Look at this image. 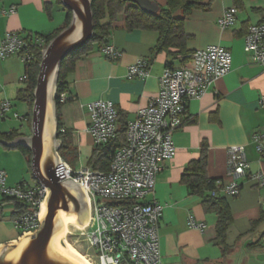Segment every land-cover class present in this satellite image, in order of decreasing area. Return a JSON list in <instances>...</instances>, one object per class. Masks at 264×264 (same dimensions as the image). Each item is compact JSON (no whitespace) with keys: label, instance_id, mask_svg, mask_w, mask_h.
<instances>
[{"label":"crops","instance_id":"obj_1","mask_svg":"<svg viewBox=\"0 0 264 264\" xmlns=\"http://www.w3.org/2000/svg\"><path fill=\"white\" fill-rule=\"evenodd\" d=\"M152 1L159 7L168 3ZM202 1L206 7L194 11L184 26L190 37L187 51L191 54L209 46H222L232 54V70L200 100L188 103L184 123L173 135L175 155L157 176L154 194L147 195L142 202L163 206L159 224L161 264H260L264 263L258 260L264 255V238L255 248L248 245L259 241L260 234L252 233V227L264 215V188L248 178L240 181L241 192L237 197H229L221 189L233 218L226 241L230 248L224 252L215 243L216 213L206 211L203 199L190 193L183 174L205 149L207 176L220 180L224 188L230 183L227 151L238 145L246 148L248 173L264 174V155L258 153L253 142L254 135L264 132V68L253 63L244 50L248 29L264 22V0ZM230 8H237V22L233 27L221 29L217 21ZM65 13L59 0H0V43L9 32L25 37L49 35L64 27ZM158 38L155 31L128 30L125 16H120L113 22L108 39V45L119 50L120 57L107 59L100 54L101 48L95 46L68 76L66 93L73 99L61 105L60 114L63 128L71 138L72 152L77 156L68 163L73 169L87 168L95 150L88 132L90 103L112 102L120 115V129L157 97L159 80L168 61L172 67L189 63L185 56L175 59L164 51L157 52ZM140 59L147 62L149 76L130 79L129 67ZM22 74L18 56L0 60V102L7 100L12 106L5 117L0 116V135H15L11 140L1 139L7 143L31 134L34 104L20 98L27 86L20 82ZM17 147L0 142V171L7 174L9 186H34L38 182L32 176L28 158ZM11 160L16 164H11ZM3 200L0 196V245L14 240L18 243L21 233L13 222L15 204ZM190 218L204 224V229L190 228Z\"/></svg>","mask_w":264,"mask_h":264},{"label":"built area","instance_id":"obj_2","mask_svg":"<svg viewBox=\"0 0 264 264\" xmlns=\"http://www.w3.org/2000/svg\"><path fill=\"white\" fill-rule=\"evenodd\" d=\"M237 19V8H230L218 19L217 24L221 29H226L233 27ZM44 45L45 40L41 36L25 37L9 32L0 43V60L18 56L23 67L20 82L27 84L29 76L26 71L35 60V49L43 51ZM244 50L253 63L264 68V22L248 29ZM100 54L110 60H117L121 55L111 45L102 47ZM188 60V64L164 70L159 80L157 97L127 123L126 144L115 150L108 171L89 167L75 170L60 157L66 169V178L62 180L77 183L88 202L87 224L78 230V234L88 246L86 257L92 264L162 262L159 224L163 206L157 202L142 201L147 195L154 194L157 176L165 163L175 155L173 135L184 123L188 103L200 100L217 80L231 72L233 64L232 54L222 46L196 50L188 55ZM148 76V64L143 59L129 67L130 79H146ZM69 100L67 93L61 94V104ZM11 108L9 101H1L0 116L5 117ZM88 110V132L95 147L106 146L116 139L119 113L115 105L110 101L98 100L90 103ZM253 142L258 153L264 155V132L254 135ZM227 154L230 183L222 188L225 195L239 196L240 181L248 178L264 188V174L248 173L250 166L245 146H231ZM7 179V174L0 171V196L24 206V213L13 219L15 228L21 237L24 233L34 234L43 222L41 208L47 201L49 191L40 183L34 186H9ZM188 226L201 231L205 227L193 218L189 219Z\"/></svg>","mask_w":264,"mask_h":264},{"label":"water","instance_id":"obj_3","mask_svg":"<svg viewBox=\"0 0 264 264\" xmlns=\"http://www.w3.org/2000/svg\"><path fill=\"white\" fill-rule=\"evenodd\" d=\"M139 7L143 12L156 15L160 7L152 0H122ZM72 12L68 27L53 38L42 52L40 72L34 91V105L30 136L15 138L9 147L18 145L32 153L31 171L35 181L48 191L47 213L41 227L34 233H24L15 240L0 245V264H85L64 245L56 240L58 221H67L74 214L82 217L89 213V206L82 188L66 178L61 163L58 139L57 84L64 58L93 39V0H61ZM264 261V255L258 257Z\"/></svg>","mask_w":264,"mask_h":264},{"label":"trees","instance_id":"obj_4","mask_svg":"<svg viewBox=\"0 0 264 264\" xmlns=\"http://www.w3.org/2000/svg\"><path fill=\"white\" fill-rule=\"evenodd\" d=\"M166 7H160L156 15H150L143 12L139 7L134 4L124 2L122 0H93L92 11L94 15V32L93 39L88 41L79 50L68 54L61 63L58 84H57V116L59 121L58 139L61 142L59 151L60 157L67 163H71L72 159L77 156L71 149V138L66 130L63 128L60 114V96L67 92L68 89V76L72 74L77 64L84 56L91 53L95 46L102 48L108 45V39L112 30L113 22L117 21L120 16H125L126 26L130 31L133 30H148L158 33V43L156 51H164L171 58H181L185 56V61L188 59L190 52L187 51V42L190 39L186 35L184 26L187 19L196 10H203L206 5L202 0H167ZM237 1V0H236ZM62 4L61 0H59ZM63 10L66 11L67 17L64 27L57 29L49 35H45L46 47L49 42L55 38L63 29L69 26L72 19V12L65 8L62 4ZM42 49H35V60L27 68L29 82L26 88L21 91L20 98L34 104V91L37 85V78L40 72V64L42 61ZM187 56V57H186ZM168 67H172L171 62H167ZM73 97L70 96V100ZM120 122V115H119ZM126 126L118 128L117 137L112 142L102 147H95L92 158L89 161L88 167L97 171H108L111 156L117 148L123 147L126 144ZM15 135H0L1 139L11 140ZM17 149L21 150L28 158L31 166V151L24 147L18 146ZM207 153L202 150L201 157L198 161L191 163L183 174V182L187 185L189 191L193 195L200 196L203 199V205L208 212L216 213V240L217 245L223 247V251L227 252L229 246L227 245V236L230 227L233 224V218L230 207L226 198L221 194L222 186L218 183L220 180L211 179L207 176ZM3 202H10L15 204L14 218L24 213V206L14 200L4 198ZM123 205L126 203H122ZM260 227V231H258ZM264 215L259 221L253 223L252 233L259 232V241L252 242L248 245L250 248L258 246L260 241L264 238Z\"/></svg>","mask_w":264,"mask_h":264},{"label":"bare ground","instance_id":"obj_5","mask_svg":"<svg viewBox=\"0 0 264 264\" xmlns=\"http://www.w3.org/2000/svg\"><path fill=\"white\" fill-rule=\"evenodd\" d=\"M46 213H47V205H46V203H44L42 205L41 214H40V217H41L42 220H44V218L46 217ZM87 220L88 219L82 220L81 217H79L78 215L74 214V216L71 219L67 220V221H58L57 222V224H58V237H57L56 240L60 241L64 245L65 248H67L74 255H76L81 260H83L85 264H92L86 257H84V256L80 255L79 253L71 250V248H70V246L68 244V241L66 239V235L67 234H65V226L66 225H72V226H75L78 229H81L87 224Z\"/></svg>","mask_w":264,"mask_h":264},{"label":"rangeland","instance_id":"obj_6","mask_svg":"<svg viewBox=\"0 0 264 264\" xmlns=\"http://www.w3.org/2000/svg\"><path fill=\"white\" fill-rule=\"evenodd\" d=\"M66 15V13H65ZM30 129V128H29ZM29 131V130H28ZM31 131V130H30ZM85 158L81 159V161L83 160L84 161ZM16 164L15 161L11 160L10 163L11 164ZM87 200V199H86ZM89 213L88 214H85V216L83 215L81 217L82 220H85V219H88ZM12 228H13V225H11ZM78 228H76L75 226H72V225H66L65 226V234L66 235V239L68 241V244L71 248V250L79 253L80 255L86 257V252H87V244L83 241H81L82 238L79 237V234H78ZM89 252V251H88ZM93 253V251H91ZM87 258V257H86ZM88 259V258H87ZM89 260V259H88ZM260 264H264V263H260Z\"/></svg>","mask_w":264,"mask_h":264}]
</instances>
